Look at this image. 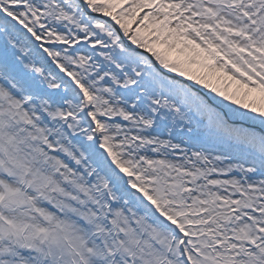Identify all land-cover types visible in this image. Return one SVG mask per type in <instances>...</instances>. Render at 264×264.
Masks as SVG:
<instances>
[{
	"label": "snow or ice",
	"instance_id": "1",
	"mask_svg": "<svg viewBox=\"0 0 264 264\" xmlns=\"http://www.w3.org/2000/svg\"><path fill=\"white\" fill-rule=\"evenodd\" d=\"M0 264H264V0H0Z\"/></svg>",
	"mask_w": 264,
	"mask_h": 264
}]
</instances>
